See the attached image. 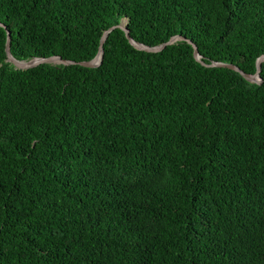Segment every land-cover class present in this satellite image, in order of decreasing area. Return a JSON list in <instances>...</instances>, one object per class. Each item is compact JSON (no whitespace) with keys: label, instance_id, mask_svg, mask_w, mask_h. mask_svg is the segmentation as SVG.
<instances>
[{"label":"trees","instance_id":"trees-1","mask_svg":"<svg viewBox=\"0 0 264 264\" xmlns=\"http://www.w3.org/2000/svg\"><path fill=\"white\" fill-rule=\"evenodd\" d=\"M0 264H264V0H0Z\"/></svg>","mask_w":264,"mask_h":264},{"label":"water","instance_id":"water-1","mask_svg":"<svg viewBox=\"0 0 264 264\" xmlns=\"http://www.w3.org/2000/svg\"><path fill=\"white\" fill-rule=\"evenodd\" d=\"M1 27H3L5 30L7 28L0 24ZM121 29L125 32L127 40L130 42V44L138 51L146 52V53H160L164 51L167 47L175 44L178 41L181 42H187L189 45H191L194 48V56L197 61H200L201 56L199 54L197 46L191 41L181 36H176L172 39H170L169 42L164 43L157 47H149L144 44H141L139 42L134 41V39L130 36V31L128 28L122 24L116 27H112L108 31H106L101 39L100 47L98 50V53L96 57L91 61L86 62H73V61H65L59 56H53L50 58H36L32 59L30 61H19L17 60L11 53V33L7 30L8 38H7V45H6V53H7V61L10 62L15 66L18 70H29L37 68L41 65H57V64H64L66 66H80L84 68H98L102 63L104 59V44L109 36V34L115 30V29ZM264 62V56L260 57L257 61V71L254 75L246 74L244 71H242L239 67L232 65V64H226V63H220V62H212L210 65H206L205 63H202L205 67L208 68H223V69H229L232 71H235L239 73L241 76H243L247 81L254 83V84H260L262 83V63Z\"/></svg>","mask_w":264,"mask_h":264}]
</instances>
